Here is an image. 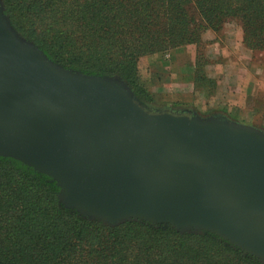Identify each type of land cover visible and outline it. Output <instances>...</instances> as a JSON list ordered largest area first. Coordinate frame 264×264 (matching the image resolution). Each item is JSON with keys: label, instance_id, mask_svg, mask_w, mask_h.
<instances>
[{"label": "water", "instance_id": "water-1", "mask_svg": "<svg viewBox=\"0 0 264 264\" xmlns=\"http://www.w3.org/2000/svg\"><path fill=\"white\" fill-rule=\"evenodd\" d=\"M0 156L47 175L86 217L208 232L264 263V131L147 111L121 79L51 61L1 0Z\"/></svg>", "mask_w": 264, "mask_h": 264}, {"label": "trees", "instance_id": "trees-1", "mask_svg": "<svg viewBox=\"0 0 264 264\" xmlns=\"http://www.w3.org/2000/svg\"><path fill=\"white\" fill-rule=\"evenodd\" d=\"M1 3L13 28L32 40L51 61L85 74L118 77L127 82L135 96L145 99L148 93L139 82V54L195 43L200 37L198 31L206 27L216 30L232 16L241 21L244 45L250 50H264V0H117L118 15L126 18L131 14L134 19L129 41L135 46L126 48L130 52L121 57H111L91 39L85 61L71 55L85 52L67 35L38 31L35 20L29 17L40 9L36 1ZM105 3L89 1L88 6H107ZM190 3L197 11L186 7ZM127 6L131 12L126 13ZM84 12L96 14L93 8ZM160 19L165 20L163 27ZM121 44L125 49L124 41ZM189 81L196 89L211 82L201 69ZM0 264L264 263L208 232H177L169 226L137 220L110 226L86 217L63 206L59 188L47 175L0 156Z\"/></svg>", "mask_w": 264, "mask_h": 264}, {"label": "rangeland", "instance_id": "rangeland-1", "mask_svg": "<svg viewBox=\"0 0 264 264\" xmlns=\"http://www.w3.org/2000/svg\"><path fill=\"white\" fill-rule=\"evenodd\" d=\"M31 1H36L40 6L38 12L29 16L35 20L38 31H43L46 35L55 33L67 35L70 40L74 41L73 44L78 45V48L85 52V54H71L79 56L80 61L87 60L90 55L87 53L89 51L88 41L91 39L94 40L96 47L102 46V49L107 53L104 55L111 57H121L124 53L130 52L126 48L135 44L129 41L131 38L129 32H132L134 19L130 18L131 14H126V18H121L118 15L114 5L117 0H106L107 6L100 4L88 6L89 1L96 3L97 0H29V2ZM192 5L190 3L186 7L193 10ZM88 8H93L96 14L84 12ZM144 9L142 8L140 11L141 14ZM127 12H131L129 6L126 7ZM235 17L227 18L216 30L206 27L204 31H198L196 34L200 37L195 43L170 47L159 52L139 54L137 62L139 82L148 93V99L134 95L139 104L150 112L167 111L188 116L195 114L201 118L214 115L224 116L230 121L264 131V117L254 115L250 118L246 114L243 117L238 116L239 109H230V100L228 101L224 95L227 90L226 82L229 83V86L238 88H241L244 83V76L240 73L245 65L244 59L240 56L241 49L236 48V45L227 44L232 41L233 43L241 41L242 47L247 48L242 40L241 21ZM160 21L159 23H163V27L165 20L160 19ZM200 32L202 33L199 34ZM17 33L24 40L35 44L32 40L24 38L19 32ZM234 36L237 39H234ZM123 41L125 49L122 48ZM114 43L117 44L111 45ZM253 53L248 62L251 69L250 75H256L257 68L258 72L264 68V50L257 49ZM196 68L201 69L206 80L211 81L209 84L206 82L207 86H201L199 89L193 88V85H190L192 82L189 81L195 74ZM122 81L133 92L127 82ZM183 84H186L187 92L184 89L179 91V88H184L180 87ZM166 87L171 91L170 93L161 91ZM210 92H212L211 95ZM207 94L209 95L206 96ZM238 100L236 94L231 95L232 102L235 103ZM243 105L244 109L248 111L249 100L244 101ZM240 118H243V122H238Z\"/></svg>", "mask_w": 264, "mask_h": 264}, {"label": "crops", "instance_id": "crops-1", "mask_svg": "<svg viewBox=\"0 0 264 264\" xmlns=\"http://www.w3.org/2000/svg\"><path fill=\"white\" fill-rule=\"evenodd\" d=\"M211 37V36H208ZM236 37L234 36V39ZM227 39V38H226ZM230 39H232V36H230ZM237 39V38H236ZM230 44V46L232 45H236V48L238 47V49L240 48L241 51V57L242 59H244V66L241 69L242 75L244 76V83L243 86L241 88L238 87H231L229 86V83L226 82V87L227 90H225V97L226 99H228V101L230 100V104H229V108L233 109V108H238L239 109V114L240 117H243L244 114L249 115L250 118L254 117V115L256 116H262L264 117V68H262L259 72L256 69L255 74L256 75H250V71L251 69L248 66V62L252 57V54H254L253 50H249L248 48H243L242 47V43L240 42H236L233 43V41L231 43H227ZM190 85H193V83ZM180 87H184L182 89L179 88V91L184 89L185 92H187L188 90H186L185 87L186 84L181 85ZM194 88V85H193ZM196 89V88H195ZM163 92H167L170 93L171 91L168 89V87H166V89L161 90ZM175 91V90H173ZM212 92H210L211 95ZM232 94H236V97L239 99L238 101H236L235 103L231 101V95ZM194 95V92H193ZM208 96V95H206ZM249 100V104L250 107L248 111H246L244 108V101ZM226 118V117H225ZM253 119V118H252ZM229 120V119H228ZM238 121V120H235ZM245 121V120H244ZM238 122H243V118H240V120ZM261 130V129H258ZM262 131V130H261Z\"/></svg>", "mask_w": 264, "mask_h": 264}]
</instances>
